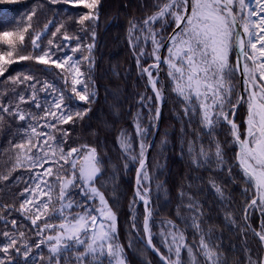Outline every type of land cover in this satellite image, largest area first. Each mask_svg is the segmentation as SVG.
<instances>
[{"label": "snow or ice", "instance_id": "obj_1", "mask_svg": "<svg viewBox=\"0 0 264 264\" xmlns=\"http://www.w3.org/2000/svg\"><path fill=\"white\" fill-rule=\"evenodd\" d=\"M47 2L68 6L55 9L54 14L75 19L80 32L90 34L91 42L85 44L79 33H70L63 22L51 19L37 31L32 23L37 15L35 4L13 27H6L15 11L8 6L25 5L26 0H0L4 21L0 23V77H5L12 65L34 62L45 66L46 75L59 70L55 76L64 85L58 88L54 80L41 79L30 71L5 78L10 87L0 96L9 91L12 96L7 103L0 102V126L6 116L24 122L18 129L22 132L19 141L10 144L15 153L13 170L29 171L18 211L34 231L29 235L23 223L18 227L15 218L9 221L0 215L5 223L0 232V264H128L119 241L117 214L97 187L104 162L95 146L70 142L71 126L88 115L91 109L85 106L96 96L89 74L95 64L94 26L101 0ZM70 10L80 14L73 17ZM129 24L128 43L140 76L146 80V92L150 89L152 93L140 95V111L131 117L132 130L121 129L117 135L125 170L129 164L136 165L130 228L142 241L146 238V247L159 256L161 264H223L219 246L200 226V204L191 196L186 205L191 222L184 221L181 229L168 221L161 232L166 254L153 243L148 155L154 143L149 137L159 127L161 104L166 100L165 92L170 91L181 105L186 125L191 128L196 123L203 130L188 141L192 166L226 172L230 182H242V195L252 193L243 210L242 231L251 230L259 248L253 254L245 240L241 264H264V0H157L153 14ZM164 69L167 83L161 77ZM241 82L242 91L238 90ZM245 106L246 117L238 122L239 109ZM225 128L229 139L221 142L217 130ZM181 133L183 153L185 128ZM203 136L211 137L208 147ZM226 148L232 150V160ZM9 175H0V181L8 180ZM208 183L223 202V181L210 176ZM185 195L181 191L180 198ZM137 202L143 204L142 235L137 228ZM255 211L262 217L258 231L248 222L249 213ZM225 218L236 222L231 214ZM189 228L194 232L193 244L187 242ZM195 235H199L198 244ZM132 244L129 240V247ZM185 252L187 261L182 255Z\"/></svg>", "mask_w": 264, "mask_h": 264}, {"label": "trees", "instance_id": "obj_2", "mask_svg": "<svg viewBox=\"0 0 264 264\" xmlns=\"http://www.w3.org/2000/svg\"><path fill=\"white\" fill-rule=\"evenodd\" d=\"M34 4L37 5V15L33 18L32 23L37 31L42 30L44 24L51 19L55 20L57 24L63 22L70 33H79L84 37L85 44L91 42L90 34L85 35L80 32V26L75 23V19H69L67 15L56 16L54 14L55 9L68 6L49 5L47 0H26L25 5L8 6L15 11L8 17L5 26L13 27L15 22L20 20L28 8ZM39 4H43L44 7H38ZM155 10L153 9V0H101L99 20L94 26L96 32L95 64L89 74L90 84L96 91V96L90 106H85L91 109L88 115L82 121L78 120L74 126H71L70 132V142L95 146L99 157L104 162L103 174L98 179L100 187H98L104 192L117 214L119 241L125 249L128 264H148L149 259L152 261L150 264H161L149 248H145L146 253H137L136 250L129 249V240L131 236H135V232L130 228L132 213L129 206L135 193L136 165L131 170H125V159L117 143V135L121 129H132L131 117L140 107L138 103L140 95H152L150 89L146 92V80L140 76L135 56L128 43L129 22L132 20L142 21L146 16L153 14ZM70 11L73 17L80 14L77 10ZM0 23H4L2 18H0ZM52 30L54 31V28ZM170 31L171 29H169ZM26 43L30 48V41L27 38ZM44 43L46 45V40ZM44 69V65H37L34 62H21L12 65L9 73H6L5 77H0V92H3L6 87H10L4 83L5 78L9 74L15 75L19 71H30L40 76L41 79L54 80L58 88L64 87L63 81L55 76V72L59 70H52L50 74L46 75ZM83 69L87 73V63L83 64ZM161 77L165 78V83H167L166 69L161 71ZM11 96L12 93L9 91L6 95L0 96V102L7 103ZM182 116L181 105L176 101L174 95H168L167 100L164 101L161 130L148 164V172L151 176L152 224L154 221L167 220L183 229L184 221L191 222V213L186 207L189 202L188 197L191 196L200 204L198 209L202 213L199 217L200 226L206 235L211 234V242L219 246L218 251L223 264H241L245 255L243 251L245 240L253 254L259 248L258 238L252 234L251 230L242 231L245 224L243 210L252 193L249 192L248 196L242 195L244 187L242 182L240 180L235 183L230 182L226 172L217 173L212 168L205 170L192 166L187 154L188 141L195 139L197 133H202L203 130L196 123L189 128L186 122L181 119ZM245 117L246 106L239 109L237 121L242 122ZM23 124L24 122L6 116L3 126H0V175H9L10 173L8 180L0 181V215L9 221L15 218L18 227L23 223V230L32 235L34 230L31 229L30 221H25L18 211L23 200L21 193L28 186L29 171L24 168L13 170L15 153L11 148V144L19 141L22 132L18 129ZM182 127L187 132V135L184 136L183 153L181 152ZM217 131L220 132L217 139L221 142L229 139L227 128ZM202 139L205 147H208L211 137L203 136ZM162 141H166V143L162 144ZM226 152L228 159L232 160V150L226 148ZM210 176L218 181H223L222 187L225 192L223 202L217 198L208 183ZM157 185L161 187L158 189ZM181 191L186 194L183 199L180 198ZM76 198L80 199L79 196ZM135 210L138 214L137 224H140L142 235L143 204L137 202ZM228 214H231L235 223L226 220L225 217ZM249 217L248 222L258 231L262 219L260 212H250ZM7 227L10 229L11 224L9 223ZM4 228V220H0V232ZM186 235L187 242L193 244V230L187 229ZM153 242L159 248L155 239ZM198 242L199 235H195V243L198 244ZM144 247L146 246L144 245Z\"/></svg>", "mask_w": 264, "mask_h": 264}, {"label": "rangeland", "instance_id": "obj_3", "mask_svg": "<svg viewBox=\"0 0 264 264\" xmlns=\"http://www.w3.org/2000/svg\"><path fill=\"white\" fill-rule=\"evenodd\" d=\"M156 4H157V0H153V9H156ZM137 21H140V20H137ZM239 90H240V84H239ZM173 95L170 91L168 92H165V96H166V100H167V96L168 95ZM139 101V100H138ZM137 111H140V107ZM145 113H146V109L144 110ZM132 130V129H131ZM129 130V131H131ZM152 136L149 137V140L151 139ZM135 165H132V164H129V167L127 170H131ZM100 182L102 183V180H100ZM100 187V185L98 184V181H97V187ZM136 211V210H135ZM137 213V211H136ZM167 220H158V221H154L153 224L151 225L152 226V232H153V239H155V241L158 243L159 245V250L163 253L166 254V248L164 247L163 245V241H162V238H161V232L163 230V228H165L167 226ZM137 228H138V231L140 232L141 229H140V224L138 225L137 224ZM143 228V226H142ZM130 240H132L133 244H132V247H129V249H131L132 251L136 250V252H141V253H146V249H148V247H144V245L146 246V242H145V239L142 241L140 236H137L136 233H135V236H131ZM144 244V245H143ZM182 255L184 256V259L185 261H187V255H186V252L185 253H182ZM198 259H202V257H197ZM152 263V261L149 259V262L148 264Z\"/></svg>", "mask_w": 264, "mask_h": 264}, {"label": "water", "instance_id": "obj_4", "mask_svg": "<svg viewBox=\"0 0 264 264\" xmlns=\"http://www.w3.org/2000/svg\"><path fill=\"white\" fill-rule=\"evenodd\" d=\"M163 51V50H162ZM242 88H243V85H242V82L240 83V91H242ZM163 109H164V102L161 104V118H160V122H159V127L158 128H156V129H154V135L151 137V139H150V142H153L154 143V146H155V143H156V141H157V138H158V135H159V133H160V130H161V125H162V118H163ZM153 149H154V147H152V148H150L149 149V155H148V164H149V160H150V156H151V154H152V152H153ZM136 191V173H135V186H134V192ZM140 203H142V202H140ZM145 240H146V238H145ZM154 243V242H153ZM155 245V244H154ZM156 247V246H155ZM157 248V247H156ZM149 250H150V252L159 260V256L155 253V252H153L152 251V249H150L149 248ZM161 252V251H160ZM162 253V252H161ZM160 261V260H159Z\"/></svg>", "mask_w": 264, "mask_h": 264}]
</instances>
